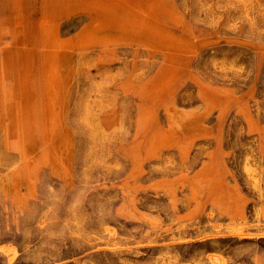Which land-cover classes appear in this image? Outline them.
<instances>
[{
    "label": "rangeland",
    "instance_id": "1",
    "mask_svg": "<svg viewBox=\"0 0 264 264\" xmlns=\"http://www.w3.org/2000/svg\"><path fill=\"white\" fill-rule=\"evenodd\" d=\"M112 3L0 84V264H264V0Z\"/></svg>",
    "mask_w": 264,
    "mask_h": 264
},
{
    "label": "bare ground",
    "instance_id": "2",
    "mask_svg": "<svg viewBox=\"0 0 264 264\" xmlns=\"http://www.w3.org/2000/svg\"><path fill=\"white\" fill-rule=\"evenodd\" d=\"M93 1L97 0L85 2ZM49 5L53 8L49 9ZM72 5L69 0H36V4L30 1L29 5L27 0H0V72L3 74L0 84L9 86L14 97L20 93L33 98L38 67L43 68L47 77L50 52L59 36L60 16L53 12L71 13ZM49 12H52L53 20H57L51 26L43 23ZM6 13L9 16H5Z\"/></svg>",
    "mask_w": 264,
    "mask_h": 264
},
{
    "label": "crops",
    "instance_id": "3",
    "mask_svg": "<svg viewBox=\"0 0 264 264\" xmlns=\"http://www.w3.org/2000/svg\"><path fill=\"white\" fill-rule=\"evenodd\" d=\"M1 1H4V0H1ZM33 2H35L36 4V0H32ZM55 1H62V0H55ZM106 4L104 6H99L98 8L94 7V6H86V4L82 3V1H79V2H76L72 5L71 7V14H69L68 16L71 17L73 15H76V14H80V13H84L88 16L89 20H90V26L91 27H94V25L96 24V21L97 20H94V17H93V13L92 11L96 10L100 13V15L104 18V19H107V20H111L110 18V15H108V11L111 13L115 8H116V4L115 3H112V0H106L105 1ZM29 3V2H28ZM53 3L50 1V4ZM55 4H59L57 2H54ZM108 4L110 5V7H108ZM29 5V4H28ZM106 7V8H105ZM37 8V6H36ZM53 7L51 5H49V9H52ZM104 9L107 11V14L105 13ZM68 18L67 16H64L62 18H60L59 20L62 21L64 19ZM57 20H53V14L52 12H49V17L46 18L43 23L46 24V25H49L51 26L52 24H55ZM59 21V23H60ZM58 23V24H59ZM28 26H30V23L27 24ZM26 25V26H27ZM60 25V24H59ZM97 26V25H95ZM59 31V35L62 34L63 32H61V30H58Z\"/></svg>",
    "mask_w": 264,
    "mask_h": 264
}]
</instances>
